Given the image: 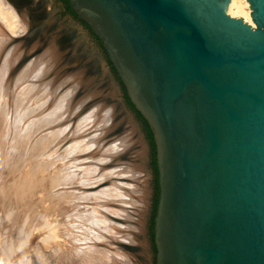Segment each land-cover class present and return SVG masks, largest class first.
<instances>
[{
	"label": "water",
	"instance_id": "95a60500",
	"mask_svg": "<svg viewBox=\"0 0 264 264\" xmlns=\"http://www.w3.org/2000/svg\"><path fill=\"white\" fill-rule=\"evenodd\" d=\"M51 1L146 140V264H264V0Z\"/></svg>",
	"mask_w": 264,
	"mask_h": 264
},
{
	"label": "bare ground",
	"instance_id": "6f19581e",
	"mask_svg": "<svg viewBox=\"0 0 264 264\" xmlns=\"http://www.w3.org/2000/svg\"><path fill=\"white\" fill-rule=\"evenodd\" d=\"M28 1L29 0H0V114H1L0 131H2L1 133L3 138V141L1 143L3 145V150L0 151V230L3 223L4 225H6L9 221H11L10 219L15 213L14 210L15 206L17 205L18 207L19 203L32 205L33 207H35V211H37L36 208L41 210V208L44 209V206L47 207L49 206V208L45 207L46 208V211L44 212L45 215H49L50 213L58 212V211L62 212V210L64 209L62 210L60 209L61 204H59V202L62 200V199L60 200V198L61 197L63 198L64 195L60 194L61 192L58 193L56 191H59L60 189L63 190L65 186L69 187L70 185L74 184L73 182H75L77 178L80 180L79 184L81 183L83 186L86 187V184L89 183L87 182L88 179L84 181L82 177L80 178V176L85 177L84 175L88 174L87 172H90L91 170L92 171L95 170L93 171L95 172L93 176L95 175L98 176L97 178L98 180L94 179L95 182L98 181V183H101L100 185H104L103 183H105L106 180L110 179L111 176H114L115 173L113 170L105 171L104 168L101 167V165L103 166L104 163L111 161L113 157L108 156L109 153H116V152L120 153L123 149L124 150L127 149L126 146L128 147L129 142H131V140L129 141L128 138L126 139L124 138V140L126 141L121 139V142H119L122 148L121 146L119 148L118 144H114L111 147L107 148L106 150L101 149V144L103 143L107 133H109L108 126L110 125L112 120L115 119V117L113 116L115 114V113L113 114L114 108L112 109L108 105L105 106L98 105L93 107L90 111L87 112V114L83 118L81 117V119L80 120L78 119V122L75 123L74 117L77 116V114L82 110V108L86 106V103L89 100H91L95 95L91 94V96H87V98L84 97V99H82L81 101L77 100L78 98L75 95L76 91L79 89L83 90L81 87L84 86V83L86 82V75L82 72H78L76 75H69L70 73L61 75L62 73L60 71L61 67L65 64L67 59L66 56H68L69 54L68 53L69 43L67 44V42L65 41L66 37H64L62 33L52 37L51 39H48V37H46V33L44 32L45 34L41 35L42 34L41 33L40 34L41 37L36 38L37 32L35 31L38 30L39 28L38 23L40 22L39 20L43 16L44 12H42L43 9L41 7H39L38 9H33V7H31L29 3H27ZM228 13L233 17L240 16L246 22L248 21V23L254 26L253 20L251 18L250 5L247 2V0H232L228 8ZM39 32H42V30H40ZM30 56L33 59L28 60ZM59 64L61 65V67ZM73 81H77V83L72 84V87L68 88V86H70L71 83H73ZM86 93L84 95H86ZM29 121L31 123H29ZM22 122H24L26 126L23 127L22 129L23 130L24 128L27 129L26 130L27 132H29L30 130V133L31 134L35 133L33 135L37 136L38 138L34 139V137H32L33 135L29 136L30 134L26 133L25 137H23L22 139L21 145L20 146L17 145L16 148V141L17 139L19 140L20 137L23 136V134L18 133L17 139L14 140H13V136H11L12 139L11 140L10 135L15 134V132L14 133L11 132L14 130L12 128L13 127L12 124L13 125H15L14 123L21 124ZM20 129L18 128V130ZM9 131L11 132V134ZM15 131L17 132L16 129ZM91 131H94L95 133L93 135L88 136V134H91ZM91 142L93 143L91 144ZM69 143L72 144L69 145ZM23 145L25 147L24 152L21 150ZM44 146H47L48 148L56 146L57 149L53 150L56 148L54 147L52 150L54 152L57 151L58 153V151H60L59 149H61L62 152L60 151L58 156L55 158L51 156L52 160L54 158V162L51 161L52 163L49 162L45 166L41 164L43 166V169L40 168L39 166H37V168L32 167V165L24 166V163L27 162L26 157L29 155L28 152L26 151L27 150L26 147L32 148V151H34V153L40 151L41 149H42L41 151L44 150V152L42 153H45L48 150L43 149ZM94 148L95 150L98 151V152L95 151L96 156H98L99 153L101 154L100 159L92 160V155L94 154L93 153L92 155L87 156V158L83 157L82 160H78L81 156L90 154V150L92 151V149ZM111 149L112 151H110ZM25 152L28 154V155L26 154V157H25ZM142 154H143V150H140L139 153L135 155H139L138 157H143ZM79 155L80 157L77 159V156ZM32 157L31 155L29 156V158ZM36 157L38 158L39 155ZM12 159L13 161H16L15 162L16 165L14 168L12 167L14 163L10 165ZM93 161L96 162L95 166H93V164L90 166L88 165L87 167L83 166V164L86 165L88 163L89 164L94 163ZM42 163H46V162L44 161ZM61 164L63 167L59 166ZM55 165L57 166L56 170H55ZM140 166L141 164L138 166L136 165L135 167L140 168ZM120 167L119 170L122 171L124 168L122 166L123 169L122 168L120 169ZM127 168L130 169L131 172L135 173V169L133 168V165L132 166L129 165L127 166ZM2 169H4L5 171L4 170L2 171ZM45 181L50 182V184L46 185ZM76 182L78 183V181ZM144 182L146 183L145 180ZM125 187L126 189L124 188L118 191L116 188H112L109 186L104 187L100 189L96 195H98L101 198V200H103V204H104L102 205L103 207L107 206L108 203L113 201L112 200L113 198H123V200L124 199L127 200V196H128L127 194L131 193L130 190L132 189L135 192L137 191V193H139L138 196L140 195L139 197L141 198L145 199L147 195L146 194L147 190L144 188H140L139 190L138 188H134L133 186H129V185H125ZM63 194L66 193L64 192ZM73 196L68 195V197H73ZM97 200L100 201L99 198ZM116 200L118 201L120 199H116ZM103 207H101V209H103L102 211L104 212H106V210L111 211L109 208L107 207L103 208ZM142 207H144L143 204ZM64 208H66V206ZM87 209L84 210L87 212ZM98 210L102 213L100 208ZM98 210H95L94 212L95 217H92L88 213L91 217L90 221L92 223H95L94 226H96L97 228L99 227L100 230L102 225H104L103 227L106 226L105 234L107 235L109 233L115 234L113 228L115 226H113V223L111 225L112 221L110 223L108 222L109 223V224L107 223L108 225L105 224L106 222L105 219L109 218L106 214L102 213L106 216L105 219L102 218L101 220L97 218L96 215L99 214L97 213ZM142 210H144V208ZM31 211L32 210H30L29 212L31 213ZM112 212H114L117 215H120L122 218L123 217L126 218V216L128 215L127 211L125 212L123 210L112 211ZM141 212L142 211L140 210L138 217L134 218L137 220L138 226L129 225V224L123 226L120 225V223L119 224L117 223L119 226L117 225L118 227L116 226V228L120 227L119 230L126 231V233L122 232L120 235H118L119 237L118 240H121L122 242L125 243H129L131 245L139 244V242L140 243L142 242V244L145 243L143 239L144 236H142V234L144 233L143 225L145 223L143 222V219L141 217V215L144 214H141ZM65 213L67 214V211L62 212L61 214L63 215ZM33 215H37V214L34 213ZM58 215H60V213ZM26 218L27 219H24V221L28 220L27 216ZM47 218H43L41 220L42 223H38V227L40 228L41 225L42 226L44 225L45 229L42 230H46L47 232V237L45 239H39L42 241L44 240L43 242H45V244L47 243L46 245L52 243V239L59 234V231H61L58 230L57 224L56 226L52 222L48 223V221L45 220ZM41 221L38 220V222ZM63 222H65V220ZM24 224L25 223L23 222L22 224L23 226H21L20 228L24 227ZM27 224H28L27 228H30V226L32 227L31 230L29 231L28 229L26 230L25 227L22 230L19 229L20 231H18L14 235L13 233L8 235L7 232L3 233L2 235L0 234V264H14V263L37 264L38 263L37 262L38 259H35V257L37 256L33 257L32 255L31 258L30 257L31 254H29L30 256L27 254H18L20 251L22 252V249H24V247L28 245L27 243L31 239L30 238L31 234L34 231H37L38 229V227L35 226L36 224L31 225L32 224L31 223L30 226L29 223ZM79 235L81 236L82 234ZM65 236H66V232H65ZM70 242L74 245L73 241L70 240ZM34 244H36L35 241ZM131 245L128 246L127 250L133 248V246L131 247ZM28 247L29 246H27V248ZM74 247H75L74 249L70 250L71 251L70 253L72 255L76 254V256L78 257V255L80 254L78 253L80 249L78 246H74ZM95 247L97 248V246ZM103 249L106 248L103 247ZM103 251L99 249L97 251L95 250L94 255H92L93 262L94 261L97 262V260L100 261V258L105 257V255H103L105 252L103 254L101 253ZM60 252L61 251H59V253ZM87 252H90V250H88ZM128 252H130V250ZM128 252H125L124 250L122 251L121 249H119V247L118 248L116 247L114 251H109L108 255L110 256V259H107L106 262H104V264H146V260H147L146 252H144L143 254L138 253L135 256L134 253L129 254ZM67 256H69V253ZM67 256L66 258H69ZM70 258H73V256L72 257L70 256ZM96 258L99 259L95 260ZM78 259L82 262L85 261L84 257L81 255H79ZM99 261L98 264L100 263L102 264V261L100 263ZM103 261L105 260L103 259Z\"/></svg>",
	"mask_w": 264,
	"mask_h": 264
},
{
	"label": "rangeland",
	"instance_id": "374dc122",
	"mask_svg": "<svg viewBox=\"0 0 264 264\" xmlns=\"http://www.w3.org/2000/svg\"><path fill=\"white\" fill-rule=\"evenodd\" d=\"M27 3H29V5L31 7H33V9H38L39 7H41L43 9L42 12H44L43 16L39 20L40 22L38 23L39 28H38V30L35 31V32H37L36 38L41 37L40 36L41 33H42L41 35L46 33V37H48V39H51L52 37L57 36L58 34L62 33L63 36L66 37L65 41L67 42V44L69 43V47H68V53H69L68 56L69 57L66 56V58H67L66 62L62 67L60 65L61 63L59 64L61 67L60 71L62 72L61 75L69 74V73H70L69 75H76L78 72H82L86 75V82L84 83V86L81 87L83 90L79 89L76 91L75 95L78 98V99L77 98L76 99L78 101L79 100L81 101L82 99H84V97L87 98V96H91V94L95 95L91 100H89L86 103V106H84L82 108V110L77 114V116L74 117L75 123H77L78 119L80 120L81 117L83 118L87 114V112L90 111L93 107L98 106V105H102V106L108 105V106H110V108H112V109L114 108L113 114L114 113L115 114L113 116L115 117V119H113L112 122L110 123V125L108 126L109 133H107V135L105 136L106 139L104 138V141L101 144V149L106 150L107 148L111 147L114 144H118V146L120 148L121 145L119 142H121V139L124 140V138L125 139L128 138L129 141L131 140V142H129V145H132V144L133 145L132 146L128 145V147L126 146L127 149H125V150L123 149L122 151L120 150L121 152L118 151L120 153L116 152V153H109L108 154V156L113 157V158L111 159V161L104 163L103 166L101 165V167L104 168L105 171L106 170L107 171L113 170L115 174H114V176H111L110 179L106 180L105 183H103L104 185H100L101 183H98V181L95 182V180L98 178V176L97 175L93 176V174L95 173L93 171H95V170H93V171L91 170L90 172H87L88 174H86V175L83 174L85 177L80 176V178L82 177V179L84 181H86L88 179L87 182H89V183L86 182L87 183L86 187L88 186V184H89V186L87 188L85 186H83L81 183L79 184L80 180L77 178L75 180V182H73L75 184V183H77L76 181H78L77 184H75V185L72 184L69 187L65 186V188H63V190L60 189L59 191H56L58 193L61 192L60 194L64 195L63 196L64 199L62 197L60 198V200L61 199L62 200L59 202V204H61L60 209L61 210L64 209V210H62V212L67 211V214L65 213L62 215L61 214L62 212L58 211V212H53L50 214L48 213L49 215H45L44 214V212L46 211L45 207H47V206H44V209L41 208V210L36 208L37 211H35V207H33L32 205H26L25 203H19L18 207H17V205L15 206V209H14L15 213L12 216V218L10 219L11 221H9L6 225H4V223H3L1 230H0V234L2 235L3 233L7 232L8 235L12 234V233L14 235L18 231L22 230L25 227H26V230L28 229V231H29L32 228L30 226L31 223H32L31 225L36 224L35 226L38 227V223H42L41 220L43 218H47V217L48 218L45 220H47L48 223L52 222L55 225L57 224L58 226L57 225L56 226L58 227V230H61V231H59V234L57 235L59 238L57 236H55L52 239V243H49L48 245H46L47 243L45 244V242H43L44 240L43 241L39 240V239H45L47 237L46 230H42V229H45V227H44V225L43 226L41 225L40 228L38 227L37 231H34L31 234V236H30L31 239L29 241L30 243L29 242L27 243L28 244L27 246H29V247L28 248H27V246L24 247L25 250L22 249V252L20 251L18 253V254H27V255L31 254V256L29 255L31 258H32V255H33V257L37 256V257H35V259H38L37 264H43L45 261L46 262L44 264H57L58 262H59L58 264H80V262H81V264H88V263L89 264H98L99 260H97V259H99V258L95 259V260H97V262L94 261L95 263L93 262V259H92V255H94L95 250L97 251L98 249L101 251L104 250L103 252H101L102 254L105 252L103 254V255H105V257L100 258V261H99V263L102 261V264H104V262H106L107 259H110V256L108 255L109 251H114L116 249V247L117 248L119 247V249H121L122 251L124 250L125 252H128L130 250V252H128V253L129 254L134 253V256L137 255L138 253L143 254L144 252H146L147 225H148V217H149V210H150V177H149L148 148H147L146 140L143 136V133L140 130V128H139L138 124L136 123V121L134 120V118L131 116V114L124 107V105L121 102L119 96L117 95L115 89L113 88V86L110 84V82L108 81V79L104 75L103 71L101 70V68H100L97 60L93 56V54L89 51V49L75 35V33L72 31L70 26L65 21L64 16L58 10V8L54 5V3L51 0H29ZM237 17L242 18L240 16H237ZM40 30H42V32H39ZM31 59H33V58H31V56H30L28 60H31ZM74 83H77V81H73V83H71V85L68 86V88L72 87V84H74ZM98 89H100V90H98ZM93 92H95V93H93ZM85 93H86V95H84ZM82 95H83V97H82ZM29 123H31V122L29 121ZM14 124L15 125L12 124V126H13L12 128L14 130L11 128L13 131H11V129H10V131L12 133L15 132V134H11V132L9 131L11 134L10 139H11V136H13V140L17 139L18 133L23 134V136H21L19 140L18 139H17V141L15 140L16 141V148H17V145H19V146L21 145L22 139H23V137H25L26 133H29L30 134L29 136H32L35 133L31 134L30 130H29V132H27L26 131L27 129L24 128V130L26 131L25 132L22 129L23 127H26L24 122H22L21 124H18V123H14ZM16 125L17 126L19 125L18 128L19 129L21 128V129L18 130ZM15 129L17 130V132L15 131ZM22 130L24 133L22 132ZM36 131H37V129H36ZM1 132L2 131H0V151L3 150V145L1 144L3 141V138H2ZM94 133H95L94 131H91V134H88V136L93 135ZM132 135H135V136H132ZM32 137H34V139L38 138L35 135H33ZM117 141H118V143H117ZM124 141H126V140H124ZM17 143H19V144H17ZM92 143L93 142H91V144ZM71 144L72 143H69V145H71ZM23 147H24V145H23ZM23 147L21 148V150L24 152L25 147L24 148ZM54 147H56V146H54ZM54 147L48 148L47 146H44L43 149L48 150L45 153H42V152H44V150L41 151L42 149L40 151H37L36 153H34V151H32V148L26 147V149H27L26 151L28 152L29 155L25 152V157H26V154L28 156L26 157L27 159L25 158L27 162L25 161L26 163H24V166L32 165V167H34V168H37V166H39L40 168L43 169V166H45L47 163L54 162V158L57 157L58 154L60 153L61 149H59L60 151H58V153H57V151H55L56 152L55 153L53 150H56L57 147L55 149H53ZM121 148H122V146H121ZM140 150H143V154H142L143 157H138L139 155H135V154H138ZM95 151H97V150H95V148H94V149H92V151L90 150V154L83 155L81 157L79 155V156H77V159L80 157L78 160H82L83 157L87 158V156L92 155L93 153L94 154L92 155V160L100 159L101 154L99 153V155L96 156ZM110 151H112V149ZM47 153H48V155H47ZM53 153H55V154H53ZM40 154L43 156H41ZM30 155H31V157L32 156H34V157L29 158ZM38 155H39V157H38L39 159L36 157ZM40 156L43 160L40 158ZM51 156L54 157L53 160H52ZM34 158H35V160H34ZM142 158H144V159H142ZM28 159H30V160H28ZM41 160H42V162L45 161L46 163H42ZM12 161H13V159H12ZM12 161H11L10 165H12L14 163L12 166L14 168L16 165V163H15L16 161H13V162ZM31 161H33L36 164H34ZM92 164H93V166H95L96 162L91 163V164L88 163L86 165L83 164V166L87 167L88 165L90 166ZM140 164H141V166H140L141 169L139 167L138 168L135 167L136 165L138 166ZM129 165H131V166L133 165V168L135 169V173L131 172L130 169L127 168V166H129ZM59 166L63 167L62 164ZM122 166L124 169L122 168ZM119 167H120V169L122 168L123 170L120 171ZM56 169H57V166L55 165V170ZM3 170L4 169H2V171ZM89 173H90V176H89ZM44 180H45V178H44ZM144 180L146 181V183L144 182ZM111 181L113 182V184ZM94 183H97V184H94ZM115 183H117V184H115ZM49 184H50V182H46V185H49ZM90 184H93V185H90ZM76 185H77V187H76ZM125 185L133 186L134 188H138L139 190H140V188L146 189L147 195H146L145 199L139 197L140 196V195L138 196L139 193H137V191L136 192L133 191V189H132V190H130L131 193L127 194L128 195L127 200L126 199L123 200V198H113L112 199L113 201H111L110 203H108L107 206H105V207L109 208L111 211L106 210V209H104V210H106V212L102 211L103 209H101V207H103L102 205H104V204H103V200H101V198L98 195H96L98 193V191L100 189H102L104 187H108V186L112 187V188H116L118 191V190H121L124 188L126 189L127 186L125 187ZM82 187H85V188H82ZM62 192L63 193L65 192L66 194H63ZM88 193H90V194H88ZM73 194H74V196H73ZM76 194H78V195H76ZM68 195L73 196V197H68ZM87 195H89V196H87ZM82 197H84V198H82ZM125 197H126V195H125ZM72 198L75 202L72 200ZM96 198L97 199L99 198L100 201H98ZM116 199H120V200L117 201ZM69 201H71V202H69ZM63 202L64 203L67 202V203L64 204ZM71 203H74V204H71ZM142 204L144 207H142ZM65 206H66V208H64ZM105 207H103V208H105ZM47 208H49V206ZM90 208L94 209V210H91ZM99 208L102 211V213L106 214L109 217L108 219H105L106 216L98 210ZM143 208H144V210H142ZM66 209H69V210H66ZM84 209L85 210L87 209V212ZM30 210H32L31 213L29 212ZM88 210L89 211L91 210V211L89 212ZM95 210H98L97 213H99L98 215H96L97 218L101 219V220H102V218H104L106 220V222H105L106 225H108L112 221L111 225L113 223V226H115L113 228H114V232L116 235L110 234V233H109L110 235L105 234L106 233V226L103 227L104 225L101 226V230L99 227H98L99 228L98 229L96 226H94L95 223H92L90 221V218H91L90 215L92 217H95L94 216ZM118 210H123L125 212L127 211V214H128L127 216H129V217L126 216V218L123 217L124 218L123 219L120 215H117L114 212H112V211H118ZM140 210L142 211L141 214H144V215H141V217L143 219V222L145 223V224L143 223L144 224L143 225L144 233L142 234V236H144L143 239H144L145 243L142 244V242L141 243L139 242V244L131 245L129 243H125V242H122L121 240H118L119 239L118 235H120L122 232L126 233V231L125 230L121 231V230H119L120 227L116 228V226L119 223H120V225H123V226H125L126 224L138 226L137 220L134 218L138 217ZM34 213L37 215H33ZM57 213L58 214L60 213V215H58ZM29 215H30V217H29ZM26 216L28 217V220L24 221V219H27ZM36 216H37V219H36ZM87 218H89V219H87ZM127 218H129V219H127ZM38 220L41 222H38ZM64 220L67 223L63 222ZM23 222L25 223L24 227L20 228L21 226H23L22 225ZM27 223H29L30 228H27L28 227ZM71 226H73V227H71ZM70 228H71V230H70ZM10 231H12V232H10ZM65 232H66V236H65ZM79 234H82L83 236L82 235L80 236ZM71 237H73V238H71ZM70 240L73 241L74 245L70 242ZM34 241L36 242V244L37 243L38 244L37 245L34 244ZM33 245H35V246H33ZM129 245H131V247L133 246V248H131L133 250H131V249L127 250ZM74 246L79 247L80 250L78 253H80L79 255L84 257V260H85L84 262H82L78 259L79 255L77 257L76 254L72 255L70 253L71 252L70 250L75 248ZM95 246H97V248ZM89 247L92 249H90ZM103 247L106 249H103ZM57 248H59V249H57ZM34 249L37 251H35ZM55 249H57V250H55ZM84 249H86V250H84ZM58 250L61 252L59 253ZM88 250H90L91 253L87 252ZM92 250H93V252H92ZM53 251H55V252H53ZM37 253H39L40 255ZM68 253H69V256H67ZM66 256L69 258H66ZM70 256L71 257L73 256V258H70ZM89 259H92V260H89ZM103 259L105 261H103Z\"/></svg>",
	"mask_w": 264,
	"mask_h": 264
},
{
	"label": "trees",
	"instance_id": "16d2710c",
	"mask_svg": "<svg viewBox=\"0 0 264 264\" xmlns=\"http://www.w3.org/2000/svg\"><path fill=\"white\" fill-rule=\"evenodd\" d=\"M65 2V4L67 5V10L75 16L74 12L71 10L70 6H69V3L67 0H63ZM76 17V16H75ZM95 37V36H94ZM95 39L98 41L99 43V40L97 37H95ZM101 46V45H100ZM105 53V52H104ZM111 65V64H110ZM112 66V65H111ZM112 71L114 72L116 78L118 79V76H117V73L115 72V70L113 69L112 67ZM118 81L120 82V80L118 79ZM121 84V82H120ZM122 88H123V91H124V94H125V97H126V100L128 101L130 107L133 109V111L136 113V115L138 116V118L141 120V122L144 124V127H145V130L148 134V137L150 138V141H151V144H152V158H153V165H154V168H155V179H156V196H155V204H154V210H153V215H152V220H151V232H152V237H154V220H155V217H156V212H157V205H158V201H159V185H158V170H157V163H156V152H155V144H154V141H153V135L151 133V130L149 128V125L147 124V122L144 120V118L141 116V114L139 112H137L135 110V108L133 107V105L131 104L127 94H126V90L125 88L123 87V85L121 84ZM155 248V247H154Z\"/></svg>",
	"mask_w": 264,
	"mask_h": 264
},
{
	"label": "flooded vegetation",
	"instance_id": "af4514ba",
	"mask_svg": "<svg viewBox=\"0 0 264 264\" xmlns=\"http://www.w3.org/2000/svg\"><path fill=\"white\" fill-rule=\"evenodd\" d=\"M63 1V0H62ZM64 2V1H63ZM65 3V2H64ZM66 7H67V5H66ZM70 13V12H69ZM71 14V13H70ZM72 15V14H71ZM72 17L73 18H75L76 19V17L74 16V15H72ZM90 34H91V36H93L94 37V35L90 32ZM95 38V37H94Z\"/></svg>",
	"mask_w": 264,
	"mask_h": 264
}]
</instances>
